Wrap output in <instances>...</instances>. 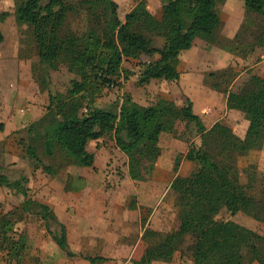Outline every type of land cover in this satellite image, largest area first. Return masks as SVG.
<instances>
[{
  "label": "trees",
  "instance_id": "16d2710c",
  "mask_svg": "<svg viewBox=\"0 0 264 264\" xmlns=\"http://www.w3.org/2000/svg\"><path fill=\"white\" fill-rule=\"evenodd\" d=\"M160 16L147 13L146 1L138 0L123 18L115 0H22L15 5L18 22L31 26L38 49L41 74L61 65L76 77L70 80L63 92L49 93V103L44 114L27 126V140H21L25 152L41 169L55 175L65 166L75 165L95 169V155L87 150L92 140L109 138L126 158L130 178L140 177L143 161L155 163L161 155L160 139L163 133L173 132L179 121L193 124L196 132L204 137L205 146L190 144L187 151L175 158L176 171L181 158L195 163L197 168L186 177L176 176L180 184L170 187L177 193V220L187 225L191 243L187 250L190 263L179 264H264V235L233 220L216 216L222 209L235 215L241 211L264 222V183L259 196L252 193V185L239 180L236 165L238 151L261 148L264 142V74L256 75L253 82L230 91L233 76L227 88H220L217 81L211 84L216 91L226 94V108L239 111L247 121L244 135H237L230 126L216 120L209 127L193 110V103L186 99L177 104L162 99L158 105H141L129 94L122 97L114 109L97 107L96 93L104 85H116L124 75L123 62L147 55L140 62L137 84L151 80L177 81L178 64L182 52L189 50L196 37L219 46L231 53L228 42H237L241 27H251L252 15L264 19V0H241L244 4L242 20L232 38L223 35L224 22L215 7L226 0H160ZM5 15L0 13V17ZM72 15L82 16L86 28L73 30L67 25ZM253 23V24H252ZM255 32V48L264 58V26ZM155 38L163 40L154 45ZM4 34L0 30V44ZM263 56V57H262ZM228 67L211 71L208 76L217 78ZM236 77V76H235ZM42 79L40 88H45ZM85 109V111H83ZM58 160L55 166L44 158ZM26 181L25 177L21 178ZM0 185L15 189L26 197L20 180L9 181L0 175ZM36 205L43 217L49 214L47 205L26 198L22 209L28 213ZM11 221L0 214V234L9 232ZM52 239L68 256L66 230L51 233ZM146 246L140 264L155 261L169 262L185 243L178 230L166 233L146 228L141 236ZM18 259L23 249H8ZM10 254V253H7ZM90 262L102 256H87Z\"/></svg>",
  "mask_w": 264,
  "mask_h": 264
},
{
  "label": "rangeland",
  "instance_id": "374dc122",
  "mask_svg": "<svg viewBox=\"0 0 264 264\" xmlns=\"http://www.w3.org/2000/svg\"><path fill=\"white\" fill-rule=\"evenodd\" d=\"M20 1L0 0V13H5L0 17V30L4 34L0 44V175L9 181L20 180L26 197L0 185V214H5L12 223L9 232L4 234L6 239L0 234V264L19 263L6 254L8 249H25L21 264H140L146 246L141 236L146 228L162 233L178 230L186 240L171 261L152 264L190 263L187 250L190 233L187 225L177 220V193L170 185L181 183L177 175L186 177L196 170L195 163L183 158L176 171L173 166L175 158L184 154L190 144L205 146L204 137L196 132L193 124L179 121L173 132L162 134L158 160L141 163L137 180L130 178L125 156L109 138L90 141L87 145L95 153L94 170L68 165L53 176L44 172L29 158L21 140H27L28 124L44 114L49 93L65 91L76 76L64 65L49 70L47 76L41 74L32 28L18 22L14 15L15 5ZM115 1L123 18L138 0ZM145 1L147 13L159 17L161 1ZM224 6L218 4L216 10L224 21V31L233 33L240 24L242 7L238 10L235 7L236 17L232 20L230 8L226 7L231 5ZM251 19L254 24L240 28L238 41L227 43L233 50V59L229 62L219 46L196 37L192 47L180 55L179 80H151L138 85L140 62L148 59L147 55H140L138 59L124 60L125 76L116 85L101 87L94 104L115 110L125 94L141 105H158L162 99L183 104L188 98L206 126L221 120L242 137L247 121L242 113L226 108V94L216 91L211 84L217 81L220 88H227L233 76L229 90L236 92L242 85L253 82L254 76L264 74V58L254 49L256 28L264 26V19L259 15H252ZM67 25L78 31L87 26L83 17L77 15L70 16ZM162 42L155 38L154 45L160 47ZM225 67L228 71H218L217 78H209L211 71ZM42 79L47 83L44 89L40 88ZM44 160L55 166L59 163L48 157ZM236 165L240 182H249L250 191L259 196L264 183V142L259 149L238 151ZM26 198L47 205L49 214L43 217L36 205L31 206L30 213L24 211L22 203ZM216 217L233 220L264 235V222L241 211L230 215L222 209ZM61 225L65 227L68 248L74 256L60 250L52 239L51 233L59 231ZM87 256L104 258L90 262Z\"/></svg>",
  "mask_w": 264,
  "mask_h": 264
},
{
  "label": "crops",
  "instance_id": "0c3cea01",
  "mask_svg": "<svg viewBox=\"0 0 264 264\" xmlns=\"http://www.w3.org/2000/svg\"><path fill=\"white\" fill-rule=\"evenodd\" d=\"M225 6L226 5H231V6H226L227 8H230V12L232 13V15H233V17H231V19L232 20H234L235 19V17H236V10H235V7H237V10L238 9H240V7H242V13H240L241 14V19H240V22H241V20H242V17H243V13H244V4H243V1H241V0H226L225 1ZM224 4H219V5H224ZM218 6V4L216 5V7ZM224 6V7H225ZM216 7H215V11L217 12V10H216ZM234 7V8H233ZM217 14L219 15V13L217 12ZM219 17H220V15H219ZM221 18V17H220ZM221 20H222V18H221ZM223 21V20H222ZM224 22V21H223ZM239 26V25H238ZM234 31V30H233ZM236 31V30H235ZM222 33H223V35L225 36V37H227V38H232L233 37V35H234V33L235 32H233V33H226L225 31H224V27H223V31H222ZM221 51L223 52V53H225L226 55H227V57H228V62L230 61V60H232L233 59V57H232V55H231V53H229L228 51H226V50H223V49H221ZM263 57V56H262ZM264 60V59H263ZM180 66V64H178V67ZM179 70V69H178ZM180 72V71H179ZM261 75V74H260ZM263 75V74H262ZM181 76V75H180ZM229 110H232V109H229ZM233 111H236V110H233ZM239 112V111H238ZM215 122V121H214ZM213 122V123H214ZM211 125V124H210ZM209 125V126H210ZM247 125V124H246ZM209 126H207V127H209ZM100 140H103V139H100ZM100 140H92V141H100ZM90 142V141H89ZM88 142V143H89ZM88 145V144H87ZM87 150H89L88 149V147H87ZM89 151H91V150H89ZM91 152H93V151H91ZM94 153V152H93ZM94 155H95V153H94ZM76 167H79V166H76ZM94 167L96 168L97 166L95 165V162H94ZM80 168H87V167H80ZM25 249H23V251L21 252V254H19L17 257H18V264H21V261L23 260V256H24V254H25ZM7 253H10V255H12L11 254V252L9 251V250H7L6 251V254ZM87 264H89L88 262H87Z\"/></svg>",
  "mask_w": 264,
  "mask_h": 264
},
{
  "label": "water",
  "instance_id": "95a60500",
  "mask_svg": "<svg viewBox=\"0 0 264 264\" xmlns=\"http://www.w3.org/2000/svg\"><path fill=\"white\" fill-rule=\"evenodd\" d=\"M49 217L51 218V217H52V215L50 214V215H49Z\"/></svg>",
  "mask_w": 264,
  "mask_h": 264
}]
</instances>
